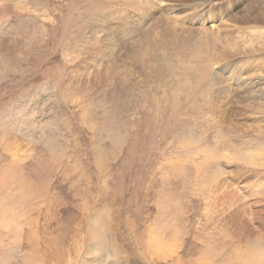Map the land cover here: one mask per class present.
<instances>
[{
  "label": "rangeland",
  "instance_id": "374dc122",
  "mask_svg": "<svg viewBox=\"0 0 264 264\" xmlns=\"http://www.w3.org/2000/svg\"><path fill=\"white\" fill-rule=\"evenodd\" d=\"M232 1L0 0V264H264V129H233L264 125V51L197 42ZM165 27L193 35L165 55Z\"/></svg>",
  "mask_w": 264,
  "mask_h": 264
},
{
  "label": "bare ground",
  "instance_id": "6f19581e",
  "mask_svg": "<svg viewBox=\"0 0 264 264\" xmlns=\"http://www.w3.org/2000/svg\"><path fill=\"white\" fill-rule=\"evenodd\" d=\"M241 2H242V4L241 5H238V4H236L235 2H233L232 1V3H231V9L233 8V9H238V11H240V12H242V14H243V16H242V18L240 19V20H238V19H235L234 17H235V13H233V12H227V18L225 19V17H223V16H221V17H219V19H215L214 17H212V16H210L209 18H204V17H202L201 18V20H202V22L201 23H199L200 25V28H199V33H200V35H199V37H198V39H197V42L199 43V44H206V43H208L209 42V40H210V37L211 36H209V35H207V33H210L211 35H213L217 40L219 39V41L222 43V45H221V47H220V44L218 45V48H219V50L217 51V53L216 54H218L219 55V58H222V57H224V55L226 54V55H228L229 53H231V52H233L234 50H239V47H238V44L239 43H241V42H246L247 41V43H249L250 44V46L252 47H250L251 48V50H250V52H263L264 51V35H257V34H255V35H250L249 36V34H247V35H245L244 36V34L241 36V39H240V41H238V39H236V37H239V36H237L236 35V37H235V39H229L228 38V36L229 35H227V37L224 35H221V32H220V30H221V28L223 27V31L224 30H226L227 29V27H228V22H229V20H236V21H242V22H245V23H251L252 24V27H251V29H253V28H255L256 30L259 28V26H257V24H260V23H263L264 22V4L262 5V3L261 4H257L256 3V6L257 7H254V4H253V1L252 0H241ZM243 6H246L245 8H243ZM133 14H136L135 12L133 13ZM206 19H208V24L210 25V26H206ZM158 20L159 21H165L166 19L165 18H163V17H159L158 18ZM192 21H197V20H194V19H192ZM103 23H105V20H104V22H102V24ZM230 23V22H229ZM101 24V25H102ZM191 24H192V22H191ZM144 25V24H143ZM154 25L155 26H158L159 28L161 27V25H160V22H158V23H154ZM180 24H177V25H174V27L175 28H177L178 26H179ZM193 25V24H192ZM103 26V25H102ZM102 26H100V27H102ZM238 26V25H237ZM168 27H171L170 25H168ZM167 27V28H168ZM180 27V26H179ZM234 27V26H233ZM248 27V26H247ZM260 27H263L264 28V24H262ZM138 28H140L141 29V27H139L138 26ZM144 28V27H143ZM167 28L165 27L164 28V33L162 34V35H156V37L157 38H160V44H159V47H162L163 49H165L164 50V54L165 55H167V54H169V50H171V49H173V48H176L178 45H176V46H174V45H170L169 43L167 44V43H165V40H166V38H168V40L173 36V38L175 39H173V41L175 42V44L176 43H178V41H180L181 43L182 42H185V43H187L188 41H190L189 39H188V36L189 35H193V33L191 34H187V33H184V32H182V30H181V28L180 29H178L179 31L177 32L175 29H173V31H174V33H173V35H172V32L171 31H169V30H167ZM187 28L189 29V27L187 26ZM230 28H232V27H230ZM237 28V27H236ZM236 28H234V33H236L235 32V29ZM242 28V27H241ZM171 29V28H170ZM229 29V28H228ZM247 29H249V28H247ZM101 30H102V28H101ZM153 30V29H152ZM233 30V29H232ZM237 30H239V26H238V28H237ZM241 30V29H240ZM254 30V29H253ZM138 33H137V38H138V35L140 36V37H144V36H142L141 34H140V30L139 31H137ZM153 32H154V30H153ZM187 32H188V30H187ZM189 32H190V29H189ZM195 32V31H194ZM225 32V31H224ZM233 31H231V33H232ZM242 32H243V29H242ZM100 33H101V31H100ZM230 33V34H231ZM244 33V32H243ZM245 33H246V30H245ZM264 34V33H263ZM98 35H100L99 33H98ZM98 35H96V36H98ZM103 35V34H102ZM105 35V34H104ZM232 36V38H234V35H231ZM100 37H101V35H100ZM144 40H142V41H138V44L135 46V48H136V51L134 52V54L136 55V56H133L132 58H131V61H132V64L133 65H135V63H137L138 62V60H142V62L144 61V60H148V58L147 57H145L143 54L145 53V52H148V51H150V50H144V43H142ZM170 42V41H169ZM180 44V43H179ZM96 45V44H95ZM209 45V48L212 50V48H213V45H212V43H209L208 44ZM155 46H157V44L155 45ZM216 46V45H215ZM93 47V46H92ZM95 47V46H94ZM210 49H209V51H210ZM244 49V48H243ZM217 50V49H216ZM241 50V49H240ZM245 50V49H244ZM214 51V50H213ZM236 52V51H235ZM238 52V51H237ZM87 53V52H86ZM234 53V52H233ZM239 53V52H238ZM95 55H97L98 54V49L96 48V51H95V53H94ZM138 54V55H137ZM141 54V55H140ZM101 57H103V56H101ZM91 58H93V56H91ZM245 58V57H244ZM103 59V58H102ZM106 59V58H105ZM107 59H109V58H107ZM106 59V60H107ZM254 60V59H253ZM261 60H262V58H261ZM100 61V60H99ZM153 62V57H150V59H149V63H152ZM209 62V61H208ZM231 62V61H230ZM256 62V61H255ZM248 63V62H247ZM263 63V62H262ZM98 65H101L100 64V62H98ZM242 65V64H241ZM246 65V64H245ZM249 65V64H248ZM135 66H138V65H135ZM247 66H245L244 68H246ZM152 68L153 69H155L156 68V65L155 64H152ZM256 68V67H255ZM258 68V67H257ZM262 68V67H261ZM263 68H264V65H263ZM113 69H115V67H112L110 70H113ZM240 70V69H239ZM239 70H237V72H239ZM255 70V69H254ZM121 71H125L128 75H131V73H130V71H131V69H129L128 67H126L125 65H123V68L121 69V70H119V71H115V72H110L109 74H107V73H104V74H101V75H98V73H95L96 75H93V78H94V80H95V83L94 84H102V83H104L105 84V87H103L102 89L104 90L105 89V92L106 91H108L109 90V88L110 87H115V88H117V83H122V82H126L127 80H125L126 78H122V76L120 75V72ZM257 71V70H256ZM93 72V71H92ZM261 72V71H260ZM263 72V71H262ZM148 73H150V75H151V70L148 72ZM116 74H118V76L116 75ZM236 74V73H235ZM239 74V73H238ZM238 74H236L235 76L236 77H238L239 75ZM264 73H262L261 75H263ZM116 75V77H114ZM149 74H147V70H144V73H143V78L145 79V80H147V81H149V82H154V81H151V79H149ZM153 77V76H152ZM259 77H261V76H259ZM98 78H100L101 79V83H100V81H98ZM154 80H155V78H154ZM239 80L240 79H236L235 80V82H237V84L239 83ZM244 80V79H243ZM206 81H207V79L206 78H204L202 81H201V84H200V86H199V88H195V90L193 91V93H194V96L196 95V97H198V95L200 96V92H204V90L203 89H201V88H203L205 85H206ZM235 85V84H234ZM167 86V85H166ZM224 87V86H223ZM221 88V87H220ZM231 89V88H230ZM219 90V89H218ZM221 91V90H220ZM261 91V90H260ZM206 92V91H205ZM240 92V91H239ZM48 93V92H47ZM102 93H104V91L102 92ZM200 93V94H199ZM235 93H236V90H235ZM264 93V92H263ZM241 94V93H240ZM247 94V93H246ZM233 95H235V94H233ZM222 96V95H221ZM246 96V95H245ZM254 96V95H253ZM224 98V97H223ZM236 98V97H235ZM257 98H259V97H257ZM264 98V97H263ZM262 98V99H263ZM228 99H231V97H229V98H225V100H228ZM245 99V98H244ZM249 99V98H248ZM236 100V99H235ZM261 100V99H260ZM255 101V100H254ZM256 101H257V99H256ZM256 101H255V103H256ZM263 101V100H262ZM222 102V101H221ZM224 102V101H223ZM233 102V101H232ZM235 102V101H234ZM259 102V101H258ZM237 103V102H236ZM262 103V102H261ZM213 108V107H212ZM240 108V107H239ZM255 109V114H258V115H264V106H261V107H257V108H254ZM217 110V109H216ZM253 111H250L245 105H242V107H241V109L240 110H238V114L241 116V117H246V116H253L254 114L252 113ZM257 115V116H258ZM227 117V116H226ZM258 118V117H257ZM226 119H228V118H226ZM230 119V118H229ZM253 119V118H252ZM235 120V119H234ZM259 120H260V118H259ZM219 123V122H218ZM224 123V122H223ZM241 124V123H240ZM218 125V124H217ZM223 126V125H222ZM225 126V125H224ZM226 128V127H225ZM225 128H223V130L222 131H224V129ZM262 128V129H261ZM228 129V128H227ZM226 129V130H227ZM233 129H235V131H238V132H241L242 134L243 133H249V132H255L257 129H258V131L261 129V130H263L264 129V125H247V126H245V125H242V126H236V127H234ZM184 141V140H183ZM188 141V140H187ZM191 142V141H190ZM223 142V141H222ZM226 142V141H225ZM198 146V145H197ZM214 146V145H213ZM199 147V146H198ZM230 148V147H229ZM236 148V147H235ZM231 149V148H230ZM211 151H212V149H211ZM210 151V152H211ZM233 151V150H232ZM207 152V151H206ZM235 152L236 151H234V154H235ZM251 152H254L253 150H249V152L248 151H246V153L245 154H254V153H251ZM215 153V152H214ZM219 154V153H218ZM230 154V153H229ZM212 155V154H211ZM236 155V154H235ZM242 155V154H241ZM210 157V156H209ZM218 157H219V155H218ZM233 157V156H232ZM242 157V156H241ZM250 157H251V155H250ZM227 158V157H226ZM236 158H239V157H236ZM212 159V158H211ZM240 159H242V158H240ZM239 159V160H240ZM243 161H244V158L242 159ZM242 161V162H243ZM249 161V160H248ZM246 162V161H245ZM213 163V162H212ZM210 165V164H209ZM205 166V165H204ZM197 168V167H196ZM201 169H203V166L202 167H200V165H199V167L197 168V170H196V172H198L199 170H201ZM201 172V171H200ZM203 172H205V171H203ZM221 185H225V184H221ZM261 256H264V254H260Z\"/></svg>",
  "mask_w": 264,
  "mask_h": 264
},
{
  "label": "snow or ice",
  "instance_id": "6c2138e0",
  "mask_svg": "<svg viewBox=\"0 0 264 264\" xmlns=\"http://www.w3.org/2000/svg\"><path fill=\"white\" fill-rule=\"evenodd\" d=\"M138 0H128V3H137ZM148 3H153L155 0H147Z\"/></svg>",
  "mask_w": 264,
  "mask_h": 264
}]
</instances>
